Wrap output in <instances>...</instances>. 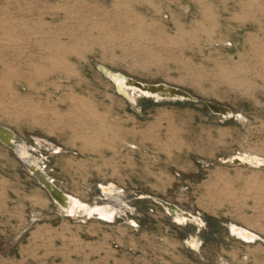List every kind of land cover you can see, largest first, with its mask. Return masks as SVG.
<instances>
[{
	"label": "rangeland",
	"instance_id": "rangeland-1",
	"mask_svg": "<svg viewBox=\"0 0 264 264\" xmlns=\"http://www.w3.org/2000/svg\"><path fill=\"white\" fill-rule=\"evenodd\" d=\"M96 62L200 100L138 95V115ZM0 124L65 192L119 209L66 215L0 142V264H264V167L222 162L264 158V0H0Z\"/></svg>",
	"mask_w": 264,
	"mask_h": 264
},
{
	"label": "bare ground",
	"instance_id": "bare-ground-1",
	"mask_svg": "<svg viewBox=\"0 0 264 264\" xmlns=\"http://www.w3.org/2000/svg\"><path fill=\"white\" fill-rule=\"evenodd\" d=\"M102 65H104V64H102ZM106 67H108V66L104 65V67H103L105 74L111 75L110 77L113 80H115V82H118L119 87L122 89H125V91H127L128 95L130 96V100H131L132 105L136 104V97L138 95H147V96L152 95V96H155L156 98L162 97L161 94H158L156 89L152 90V87L150 85H147L149 83H154V82L141 81L142 85L137 86V85L133 84V82L129 79L128 75L122 73L121 71L113 70L110 67H108L109 69L115 71V73L110 72L109 70L106 69ZM113 85L115 87L114 83H113ZM179 98H182V96H179ZM227 107L229 109H226L223 112H221L222 116L226 117V116H230L232 114L238 116V114L236 112H233L229 106H227ZM0 130L4 131L2 129H0ZM21 145L25 146L24 143H22ZM17 147H19V148H17V151L19 152V154L23 155V153H24L23 146L17 145ZM56 148H59V147H56ZM23 160L29 166L30 169H32L34 167L32 162L27 157H24ZM226 160L230 161V162L238 160L239 162H241L244 165H251V166L252 165L258 166L261 164L264 165V158H262L259 155H255V154L253 155L252 153L240 154L239 156H237V154L232 155V156L227 157ZM52 182L54 183V181H52ZM100 189L102 190L103 195L106 196L107 198H113V196H115V191H114L115 189H114L112 182L101 183ZM162 203H163L164 209L168 213L171 214L172 218L177 223L183 224L186 221L201 222L197 215L192 214L191 212H189L187 210H183V209L173 205L172 203H168V202L167 203L162 202ZM57 207L60 208L61 210H63L65 212V214L68 216H72V217H76V216H80V215H85L87 217L96 216L97 218L108 221V222H112L114 220L116 214L119 213L118 207L112 203L108 202V203H102V204H99V203L90 204L86 201L79 200L76 196L71 195L67 192H65V194H61V199L57 201ZM228 227H229L230 232H232L234 235L241 238L242 240H246L247 242L254 241L255 238H258L257 234H255L254 232H252L251 230H249L245 227H242V226H239L236 224H230V226L228 224ZM192 243H193L194 247L198 246V242L196 239H194L192 241Z\"/></svg>",
	"mask_w": 264,
	"mask_h": 264
},
{
	"label": "water",
	"instance_id": "water-1",
	"mask_svg": "<svg viewBox=\"0 0 264 264\" xmlns=\"http://www.w3.org/2000/svg\"><path fill=\"white\" fill-rule=\"evenodd\" d=\"M94 64H95L96 68L104 76L108 77L115 84V90L122 97H124L127 100V102L130 104L131 109L136 114L141 115L142 113H141L140 108L137 107L136 104L132 105L131 100H130V96L128 95L127 91H125V89L120 88L118 82H115V80H113L110 77L111 75L105 74V71L103 70L104 65H102V63H98V62H96ZM106 69L109 70L110 72H114L115 73V71L109 69L108 67H106ZM129 79L133 82V84H135L137 86L142 85V82L140 80H138V79H135V78H133L131 76H129ZM147 85H150L152 87V90L156 89L158 94L162 95V97H160V98H179V96H182V99H187V100H191V101H199L200 100L198 97L192 95L189 91H187V90H185V89H183V88H181L179 86L170 85V84H167V83L165 84V82H155V83H149ZM145 96H147V95H145ZM150 96H152V95H150ZM152 97L156 98L155 96H152ZM202 102L207 106V108L210 111H212L213 113H216V114H220L221 115V112H223L226 109H229L226 105L218 103V102H215V101H212V100L204 99V100H202ZM230 116H234V115L232 114ZM0 129L4 130V131L0 130V142H2L4 145H6L7 147L11 148L12 150H14L16 152V155L18 156V158H20V160L22 161V163L24 164V166L28 170V172L46 190V192L48 193V195L50 196L52 201L57 205V201L61 199V194H65V192H64V190L62 188H60L58 185H56V184H54L52 182L53 179L48 175V173L44 169V166L41 164V159L39 157H37V156H34L30 152L28 146L25 144L23 139L13 129H11L8 126L2 125V124H0ZM37 140L39 141V139H37ZM22 143H24L25 146L21 145ZM16 144L20 145V146H23V151H24L23 155H20L19 152L17 151V148H19V147H17ZM24 157H27L32 162V164L34 166L32 169H30L29 166L25 163V161L23 160ZM222 162L225 163V164H242L238 160L230 162V161H227L225 159ZM258 167H264V165L261 164V165H258ZM112 184H113L114 189H115L114 190L115 191V196H113L112 199L116 200L119 203L124 204L123 200L119 197V194L121 192L120 188L116 184H114L113 182H112ZM157 200H159V202H160V204L162 206H163L162 202L171 203V202L163 200L161 198H157ZM173 205H175V204H173ZM175 206H177V205H175ZM163 208H164V206H163ZM168 214L171 216L170 213H168ZM80 216H84V215H80ZM199 219H200V217H199ZM200 221H201L200 224H203L202 219H200ZM258 238H259V236H258ZM244 241H246V240H244Z\"/></svg>",
	"mask_w": 264,
	"mask_h": 264
},
{
	"label": "flooded vegetation",
	"instance_id": "flooded-vegetation-1",
	"mask_svg": "<svg viewBox=\"0 0 264 264\" xmlns=\"http://www.w3.org/2000/svg\"><path fill=\"white\" fill-rule=\"evenodd\" d=\"M188 221H186L185 223H187ZM196 223H200V222H197V221H195ZM185 223H183V224H185ZM181 224V223H180ZM186 243L188 244V242H187V239H186ZM191 243V242H190ZM189 245V244H188Z\"/></svg>",
	"mask_w": 264,
	"mask_h": 264
}]
</instances>
